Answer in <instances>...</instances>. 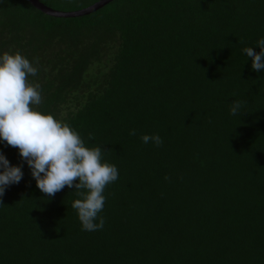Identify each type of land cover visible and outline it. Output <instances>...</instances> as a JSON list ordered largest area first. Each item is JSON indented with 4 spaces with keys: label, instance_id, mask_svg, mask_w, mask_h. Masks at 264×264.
<instances>
[{
    "label": "trees",
    "instance_id": "obj_1",
    "mask_svg": "<svg viewBox=\"0 0 264 264\" xmlns=\"http://www.w3.org/2000/svg\"><path fill=\"white\" fill-rule=\"evenodd\" d=\"M39 1L73 12L99 0ZM260 38L264 0H113L76 18L0 0V53L38 61L37 110L119 173L89 232L77 192L46 196L24 165L0 198V264H264V72L243 52Z\"/></svg>",
    "mask_w": 264,
    "mask_h": 264
},
{
    "label": "clouds",
    "instance_id": "obj_2",
    "mask_svg": "<svg viewBox=\"0 0 264 264\" xmlns=\"http://www.w3.org/2000/svg\"><path fill=\"white\" fill-rule=\"evenodd\" d=\"M243 52L251 60L252 71L264 72V38L258 39L254 47H245ZM35 63L38 61L30 62L19 52L0 53V144L17 149L23 162L11 164L0 151V198L9 186L22 180L26 165L36 188L46 196L52 197L66 186L74 189L79 198L71 207L82 230H100L105 223L98 215L104 208V190L119 178L118 169L104 160L102 147L86 146L68 124L37 110L35 106L42 99L39 85L28 82L29 76L37 75ZM242 108L241 101H234L230 115H241ZM129 134L136 135L135 129ZM140 139L155 146L163 143L158 134H144Z\"/></svg>",
    "mask_w": 264,
    "mask_h": 264
},
{
    "label": "water",
    "instance_id": "obj_3",
    "mask_svg": "<svg viewBox=\"0 0 264 264\" xmlns=\"http://www.w3.org/2000/svg\"><path fill=\"white\" fill-rule=\"evenodd\" d=\"M26 1H28V3L31 6H33L36 10L48 16L56 17V18H76L93 13L101 9L103 6L107 5L109 2L113 0H99L88 7L73 12H61V11L53 10L50 7L41 3L39 0H26Z\"/></svg>",
    "mask_w": 264,
    "mask_h": 264
}]
</instances>
